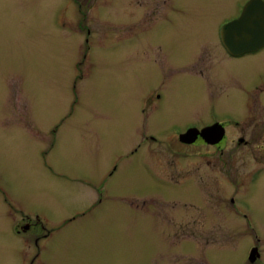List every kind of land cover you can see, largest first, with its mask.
<instances>
[{"label": "rangeland", "instance_id": "374dc122", "mask_svg": "<svg viewBox=\"0 0 264 264\" xmlns=\"http://www.w3.org/2000/svg\"><path fill=\"white\" fill-rule=\"evenodd\" d=\"M98 1L94 6L104 10L99 22L93 9L83 8L84 25L95 28L87 37L85 30L74 33L70 7L64 12L57 0H0V264L29 261L36 237L45 264L192 259L195 234L174 227L190 224V209L170 200L161 217L142 212L143 197L153 191L145 185L151 163L141 149L129 153L148 131L165 147L178 143L163 129L199 118L211 104L240 112L239 96H219L200 76L175 69L189 65L195 50L194 62L204 69L217 63V23L239 9L234 0H184L179 14L163 12L158 23L139 30L129 22L157 21L162 0ZM218 74L240 85L262 80L264 57L230 61ZM144 87L163 93L160 109L146 121L136 109L142 99L136 92ZM198 151L183 147L172 156L188 178L193 165L207 159ZM260 210L264 215V203ZM211 221L210 246L221 252L209 255L241 262L248 235L220 231L225 217ZM15 225L31 228L15 234ZM203 234L210 235L196 234L200 251Z\"/></svg>", "mask_w": 264, "mask_h": 264}, {"label": "flooded vegetation", "instance_id": "af4514ba", "mask_svg": "<svg viewBox=\"0 0 264 264\" xmlns=\"http://www.w3.org/2000/svg\"><path fill=\"white\" fill-rule=\"evenodd\" d=\"M57 1L61 2V9H64V12L70 7L73 22L69 24L73 27L75 34H83V30L87 37L94 34L95 28L84 25L87 16L83 8H86L87 12L93 9V17L97 18V22H99L103 17L104 10L100 5L101 8L94 6L99 2L98 0L93 5H88L92 3V0ZM210 1L206 0V3H210ZM247 1L234 0L233 5L239 9L237 14L223 18L220 23H217L215 35L217 45L222 51L221 54L216 53L217 63L204 69L202 64H197L199 60L194 62L198 57L195 50L191 55L189 65L183 68L175 67L176 71L200 76L209 89L217 90L219 96H239L238 108L240 112H220L215 104H211L200 113L199 118L184 124L171 123L163 129V132L167 134L166 138L172 136L173 139H176L178 143L174 144L175 147L174 145L165 147L156 134L148 131L141 136L137 146H134L129 153L131 156L141 149L148 154V161L151 163L145 185L149 189L152 188L153 191L143 197V201H141L143 204L140 208L142 212L161 217L163 216L161 206L170 200L178 207L190 209L192 217L190 224L174 226L175 231L195 234L194 239L197 242L194 240L192 243V259L186 264H217V260H221V264H227L225 259L216 260L209 255L221 252L210 246L215 239L212 227L214 223L211 220L216 215L219 218L225 217L224 229L220 231L234 230L245 233L249 237V240H244L245 250H247L245 258L235 264H264V215L260 210L264 203V78L249 84L243 81V85H240L236 81L226 82L218 74V66L224 67L230 61H240L252 56L264 57V45L256 50L232 54L225 48L219 34L221 25L237 18ZM262 1L264 2V0ZM182 3L184 0H162L160 7L162 12L157 21L144 26H135L136 24L133 22H129V24L139 30L148 29L150 25L154 26L161 20L163 12L166 15L179 14L182 10ZM64 21L67 23L66 19ZM108 25L115 26L113 23ZM119 34L112 33L111 35L118 36ZM108 35V33L103 34V36ZM196 54L197 56L193 59ZM201 56L203 57V55ZM202 60L204 58H201ZM220 81L221 83H219ZM232 83H235V86L228 87ZM136 93L138 96L142 94L141 102L136 103V109L143 121L149 120L151 115L160 109L163 93L160 88L156 87H144L137 90ZM242 94H246V97L240 98ZM133 115H135V108ZM189 131H192L190 142L181 138ZM183 147L195 149L197 156H199L198 148L203 149L202 153H206L207 156V159L193 165L190 178L184 175L182 167L177 166L176 161L172 158L174 154H182ZM158 150L161 151L158 152ZM157 190L160 192L156 193ZM258 191H260V196L257 195ZM152 207H157V209ZM42 227L44 228V226ZM18 228L16 225L14 226L15 234H21L25 232L24 230H29L31 226L22 225L20 230ZM162 228L163 226L154 225L156 232H162L164 230ZM47 232H49L48 236L51 231ZM202 233L210 234L202 235L207 241L204 243L206 245L204 251H200L197 247L199 236L196 234ZM32 245L35 248V253L29 261L23 258L21 264H45L43 254H40V248H37V237Z\"/></svg>", "mask_w": 264, "mask_h": 264}, {"label": "water", "instance_id": "95a60500", "mask_svg": "<svg viewBox=\"0 0 264 264\" xmlns=\"http://www.w3.org/2000/svg\"><path fill=\"white\" fill-rule=\"evenodd\" d=\"M220 35L225 48L232 54L259 49L264 45V2L248 0L240 16L224 24ZM190 142L192 131L181 136Z\"/></svg>", "mask_w": 264, "mask_h": 264}]
</instances>
